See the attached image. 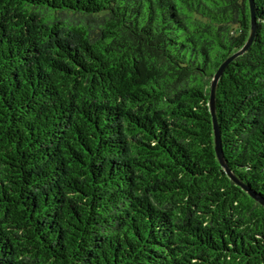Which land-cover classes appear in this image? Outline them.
Listing matches in <instances>:
<instances>
[{
    "label": "trees",
    "instance_id": "trees-1",
    "mask_svg": "<svg viewBox=\"0 0 264 264\" xmlns=\"http://www.w3.org/2000/svg\"><path fill=\"white\" fill-rule=\"evenodd\" d=\"M218 81L224 160L264 202V0ZM249 0H0V264H264V206L214 149Z\"/></svg>",
    "mask_w": 264,
    "mask_h": 264
},
{
    "label": "water",
    "instance_id": "water-1",
    "mask_svg": "<svg viewBox=\"0 0 264 264\" xmlns=\"http://www.w3.org/2000/svg\"><path fill=\"white\" fill-rule=\"evenodd\" d=\"M254 0H249L250 3V10H251V29H250V34L247 42L245 45L232 54L230 57H228L217 69L216 73L214 74L212 81H211V89H210V99H209V108H210V113L212 116V123H213V131H214V149H215V154L217 157V160L222 167V169L225 171L226 175L228 178L239 188H241L244 192H246L252 199H254L256 202L260 203L261 205L264 206V202L256 195L254 194L246 185H244L229 169L227 166L223 152H222V147H221V141H220V131H219V126L217 123L216 119V112H215V94H216V88L219 79L223 75L224 71L228 67L229 64H231L235 59L238 57L244 55L250 48V46L253 43V40L255 38L256 30H257V19L254 13Z\"/></svg>",
    "mask_w": 264,
    "mask_h": 264
}]
</instances>
